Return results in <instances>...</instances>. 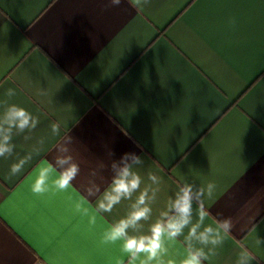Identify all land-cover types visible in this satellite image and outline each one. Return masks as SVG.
<instances>
[{"label":"crops","instance_id":"crops-1","mask_svg":"<svg viewBox=\"0 0 264 264\" xmlns=\"http://www.w3.org/2000/svg\"><path fill=\"white\" fill-rule=\"evenodd\" d=\"M9 88V102L39 124L0 158V264L126 259L101 238L131 202L89 222L125 153L144 161L134 169L142 188L149 172L161 178L153 221L177 185L215 183L205 223L230 218L233 228L205 264H235L242 248L264 264V0H151L140 9L128 0H0V99ZM67 136L79 175L64 192L34 195L37 171L54 164ZM41 138L40 154L9 180ZM92 170L100 192L87 198Z\"/></svg>","mask_w":264,"mask_h":264},{"label":"clouds","instance_id":"clouds-1","mask_svg":"<svg viewBox=\"0 0 264 264\" xmlns=\"http://www.w3.org/2000/svg\"><path fill=\"white\" fill-rule=\"evenodd\" d=\"M121 2L110 0L112 6H119ZM128 3L140 9L149 5L151 0H128ZM15 95V90L9 88L5 93L6 99H0V158L12 157L15 151L14 137L23 136L26 141L31 140L30 134L39 124L38 117L26 108L9 102ZM50 129L53 136L60 135L58 123H52ZM71 142L72 137L67 136L56 149L58 154L54 164L39 168L30 186L34 195L42 196L53 190L64 192L77 178L80 167L69 154L68 145ZM44 143L43 138L39 139L38 146H33L30 152L11 164L9 180L18 176L25 165L40 154ZM143 164L141 156L135 153H125L119 160L112 161L111 183L96 201L95 214L90 216L89 222L95 224L98 215L111 213L122 201L131 203L126 215L108 225L101 243L119 244L126 258L120 264H205L218 254L217 250L224 245L233 228L230 218L217 219L215 224L205 223L210 213L204 206V199L212 197L215 183L197 186L184 182L177 185L165 208L153 221L152 205L157 200L161 178L149 172L147 179L150 183L142 188V177L134 169ZM103 167L100 165V168ZM54 172L58 174L53 176ZM97 175V170L90 173L85 187L87 198L95 197L100 192L95 179ZM74 208L76 212L88 215V209L82 202L75 203ZM258 243L264 244V241ZM255 260L247 249L242 248L237 253L235 264H255Z\"/></svg>","mask_w":264,"mask_h":264}]
</instances>
